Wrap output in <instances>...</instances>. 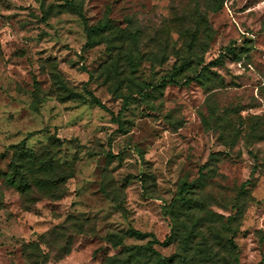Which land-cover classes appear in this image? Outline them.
Masks as SVG:
<instances>
[{"label": "rangeland", "instance_id": "374dc122", "mask_svg": "<svg viewBox=\"0 0 264 264\" xmlns=\"http://www.w3.org/2000/svg\"><path fill=\"white\" fill-rule=\"evenodd\" d=\"M61 3L0 0V264H25L31 243L48 256L45 264H103L121 250L105 235L128 228L161 243L170 233L165 209L182 182L212 219L240 215L238 264H264V139L252 132L264 126V0H223L212 13L206 0H75L90 25L108 21L137 35L135 44L127 41L140 57L136 71H110L109 81L119 42L89 47L77 16L46 14ZM198 9L210 29L200 41L207 51L199 52L208 72L201 82L179 76L158 86L175 56H185L188 34L179 30ZM160 49L167 51L161 66L146 60L161 57ZM59 80L76 99L59 101ZM140 87L148 91L143 98ZM51 138L59 142L54 159L71 163L74 176L63 199L24 207L5 185L10 147L36 151ZM68 217L84 233L59 255L45 235ZM133 244L142 242L125 240ZM155 250L175 253L174 246Z\"/></svg>", "mask_w": 264, "mask_h": 264}, {"label": "trees", "instance_id": "16d2710c", "mask_svg": "<svg viewBox=\"0 0 264 264\" xmlns=\"http://www.w3.org/2000/svg\"><path fill=\"white\" fill-rule=\"evenodd\" d=\"M222 1L206 0L205 9L211 13L217 12ZM50 12H54L55 15L77 16L83 23L86 43L89 47L99 44L111 47L114 42H119L116 59L106 68L108 69L106 71L108 72L107 81H109L110 71L118 77L124 67L134 74L140 57L134 53L136 46L129 47L127 41L135 44L136 34L126 29L115 28L108 21H99L90 25L84 17L81 5L75 4V0H62L61 4L51 6L46 14ZM194 13L197 18L191 21L189 28L182 26L179 30L180 35L181 33L188 34V40L184 42L185 56L183 58L175 56L177 62L172 65L170 73L160 79L158 86L178 83L182 79H178L179 76L186 78V81L194 79L201 82L205 73L208 72L207 66L203 64V54L199 52L207 51L200 41L204 35L206 38L210 37V29L205 15L199 9L194 10ZM159 51L163 52L161 57L159 52L151 53L146 60L161 66L167 60V51L165 49ZM116 81L121 84L120 80ZM59 83L60 88L58 89L63 94L57 97L61 103L77 98L76 93L64 86L60 80ZM140 85L135 84L134 86ZM137 93L143 98L148 91L140 87ZM88 96L92 105L106 111L104 105L93 94L88 93ZM130 99H132L131 96L124 98V106ZM252 132H256L260 139H264V126L259 129L253 128ZM58 143L57 139L51 138L48 144L36 151L27 149L24 144L10 147L12 159L5 185L20 195L24 207H33L40 200L59 201L66 195V184L74 176V167L71 163L61 164L54 159ZM249 184V181L242 183L241 190L243 191ZM192 188L191 184L182 182L176 196L166 207L165 215L169 218L170 233L163 242L160 243L151 233H142L133 228H128L121 233L109 232L104 239L113 248H121V250L118 254L107 258L103 264H238L237 249L233 241V237L236 236L233 226L238 222L240 215L236 214L235 217L228 218L226 221L216 216L212 219L210 213L203 208L204 206L198 204L199 202L193 198ZM67 220L69 224L51 229L45 235L53 239V246H57L55 253L58 251L59 255L68 253L74 234L84 233L85 226L82 222L70 217ZM127 238L142 242V244L125 245ZM160 245L174 246L175 253L169 258L162 257L155 250V246ZM23 257L25 264H45L48 260V256L42 255L36 243L23 248Z\"/></svg>", "mask_w": 264, "mask_h": 264}]
</instances>
